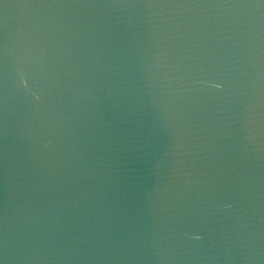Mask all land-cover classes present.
<instances>
[{
    "label": "water",
    "instance_id": "95a60500",
    "mask_svg": "<svg viewBox=\"0 0 264 264\" xmlns=\"http://www.w3.org/2000/svg\"><path fill=\"white\" fill-rule=\"evenodd\" d=\"M0 264H264V0H0Z\"/></svg>",
    "mask_w": 264,
    "mask_h": 264
}]
</instances>
